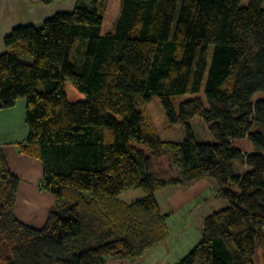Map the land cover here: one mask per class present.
I'll return each mask as SVG.
<instances>
[{
  "label": "trees",
  "instance_id": "16d2710c",
  "mask_svg": "<svg viewBox=\"0 0 264 264\" xmlns=\"http://www.w3.org/2000/svg\"><path fill=\"white\" fill-rule=\"evenodd\" d=\"M101 1L76 0L4 37L0 110L25 99L28 134L16 147L41 160L40 186L56 202L39 228L19 220L20 178L0 147V264L135 261L169 237L156 191L202 178L226 205L176 264H257L258 252L264 264V0H122L106 32ZM68 82L83 99H69ZM203 84L208 106H174ZM153 95L183 139L159 135L145 109ZM195 116L215 142L197 137ZM138 188L143 197L120 198Z\"/></svg>",
  "mask_w": 264,
  "mask_h": 264
},
{
  "label": "crops",
  "instance_id": "0c3cea01",
  "mask_svg": "<svg viewBox=\"0 0 264 264\" xmlns=\"http://www.w3.org/2000/svg\"><path fill=\"white\" fill-rule=\"evenodd\" d=\"M75 3L76 0H52L50 4H43L41 0H0V54L6 51L4 37L15 26L40 24L56 12L72 11ZM25 112L26 101L23 98L18 99L13 107L0 110V147L10 170L20 178L15 214L25 224L39 228L46 222L56 197L40 186L41 160L20 153L16 147V143L28 134ZM168 186L157 190L155 196L161 211L168 214L169 237L135 261L107 259L105 264H176L198 244L204 217L221 208L205 212L200 209L211 198L217 201L213 196V182L202 178L185 187L173 186L169 199L162 205L160 190Z\"/></svg>",
  "mask_w": 264,
  "mask_h": 264
},
{
  "label": "rangeland",
  "instance_id": "374dc122",
  "mask_svg": "<svg viewBox=\"0 0 264 264\" xmlns=\"http://www.w3.org/2000/svg\"><path fill=\"white\" fill-rule=\"evenodd\" d=\"M102 3L106 5V10L104 12V24H103V32L108 31L113 27V24L115 20L117 19L120 9H121V4L122 0H102ZM249 0H242L241 4L242 5H248ZM80 43V42H79ZM211 53H212V47H210L209 50V56H208V64L210 65L211 61ZM24 61L26 62H31L32 57L30 55H27L24 57ZM206 78V75H205ZM45 88V85L43 82L39 84V89L43 90ZM66 93L69 97L70 100H78V99H83L84 94L79 92L74 88V86L68 82L66 85ZM196 97L202 98V100L205 102L206 106H208L207 101L205 99V94H204V84L201 87L199 92L195 93H185V94H180L176 96L171 97V101L174 104V106L177 108L178 104L182 101L188 100V99H193ZM145 109L148 113V115L152 118L156 130L159 133V135L163 139L167 140H181L183 139L185 135V129H184V124L181 122L177 123H171L168 121L165 109L161 103V100L159 96L153 95L150 101L146 102L145 104ZM190 124L197 135V137L206 142H215L214 137L208 130V127L206 123L204 122L203 118L201 116H195L190 120ZM157 169H167L168 168V161L166 158H161L158 160V164H156ZM210 180V179H209ZM212 181V180H210ZM213 182V181H212ZM173 186L175 187H185V186H176V185H170L165 189L160 190L162 193L159 195V199L161 200V203L163 205L164 201L167 202L169 199V194L173 189ZM188 186V185H187ZM145 195V192L143 189L138 188V189H130L125 192H123L120 195V198L123 200L131 201L139 199ZM168 195V196H167ZM163 196L166 198H163ZM167 196V197H166ZM217 199V198H216ZM214 203H218V206H213ZM221 205H226L225 200L223 199H217L212 200L209 199L207 200L206 204L203 205L200 209L202 212L209 211V209H215L217 207H222ZM213 206V207H212ZM256 263L257 264H263L261 254L258 252L256 256Z\"/></svg>",
  "mask_w": 264,
  "mask_h": 264
}]
</instances>
